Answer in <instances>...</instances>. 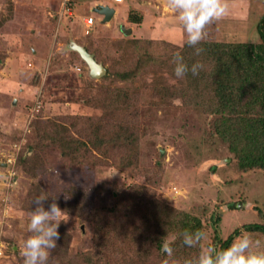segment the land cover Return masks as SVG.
I'll list each match as a JSON object with an SVG mask.
<instances>
[{
  "label": "rangeland",
  "instance_id": "1",
  "mask_svg": "<svg viewBox=\"0 0 264 264\" xmlns=\"http://www.w3.org/2000/svg\"><path fill=\"white\" fill-rule=\"evenodd\" d=\"M109 1L113 3V0H0V264H23L21 247L30 235L27 223L34 208L27 193L33 184H38L48 196L59 199L71 186L77 196L80 217L64 208L67 221L60 224L70 235L66 254L75 258L77 264H82L80 256L94 243V222L83 210L81 201L83 197L92 200L91 194L95 197L96 190L102 187L107 189L103 198L109 200L126 192L127 198L131 197L139 207L140 219L149 216L154 202L200 216L210 226L205 237L193 245L195 260L201 252L209 251L210 243L214 244L215 224L220 237L226 238L245 223L264 222V171L239 168L228 142L215 132L210 110L183 105L184 99L178 97L172 82L167 83L168 87L163 90L166 94L161 97L148 86L154 78L151 68L140 80L133 79L134 92L137 93V88L140 91L139 85L141 91L127 115L122 117L121 110L114 108L115 103L108 108L95 103L102 92L117 82L92 78L87 64L74 69V64L82 58L71 47L72 42L90 44L99 62L103 59L112 69L117 63L122 68L133 67L135 55L125 59L119 54L137 27L118 17L126 14L127 5L150 15L163 11L156 18L162 21L148 35L159 34L179 41L185 34L181 32L184 28L170 7V0H125L117 3L115 17L103 21V16L94 8ZM224 2L227 13L207 25L204 39L211 40L213 35L222 37L225 32L226 38L236 41L259 42L257 26L264 14V0ZM90 16L94 19L88 25L86 19ZM124 28H130L131 32H125ZM188 83L191 93L200 86L199 80L192 78ZM202 84L214 94V86L209 87L210 80ZM42 118L54 119L71 128L72 134L83 142L90 131L95 138L96 128H99L98 135L106 132L108 136L109 130L105 129L111 127L107 123L116 126L121 134L120 142L132 140L133 147L126 151L132 164H119L117 152L104 155L94 148L89 151L99 157L97 163H92L84 150L71 155L53 142V131L44 133L40 129L37 137L36 120ZM87 119L94 121L93 124ZM103 123L105 128L98 126ZM32 151L39 164L29 174L22 169L19 159L22 154L31 157ZM133 184L137 190L131 193ZM235 204L236 208H230ZM243 234L254 242L259 241L258 245L254 243V251L264 250L263 232L242 231L234 240ZM171 238L165 241L171 243ZM216 247L219 250V245ZM52 250L49 259L52 264H59L56 258H61L58 255L52 258Z\"/></svg>",
  "mask_w": 264,
  "mask_h": 264
},
{
  "label": "trees",
  "instance_id": "2",
  "mask_svg": "<svg viewBox=\"0 0 264 264\" xmlns=\"http://www.w3.org/2000/svg\"><path fill=\"white\" fill-rule=\"evenodd\" d=\"M120 3H125V0ZM127 8L126 14L118 17L135 24L137 27L133 29L134 36L124 42L119 54L122 53L124 58L135 55L137 59L133 67L125 66L122 68L119 62L120 64L117 63L114 69L101 59L107 69V73L101 78L103 80L108 79L112 83L116 81L117 85L102 92L98 102L95 100V103L103 105L104 108L115 103L114 108L121 110L120 117L122 114L127 115L126 112L135 103V96L141 91L139 85L140 91L137 88V93H135L131 81L136 78L140 80L142 74L148 73L149 68H151L154 71V78L152 85L148 86L163 97L166 94L163 90L168 87L167 83L172 82L178 97L184 99L183 105H194L200 109L208 108L213 114L215 132L223 141L228 142L229 151L237 159L239 168L242 170L256 168L264 171V14L257 26L260 35L259 42L255 43L245 39L236 41L232 36V39L226 38L227 33L223 32V38L219 35H213L211 40L203 39L198 45L202 51L197 55L194 47L186 43V32L182 29L181 32L185 34H183V39L179 41L159 34L148 35V31L156 29L159 25L160 21L156 18L163 13L162 10L150 15L131 5H127ZM84 46L90 53L94 54L97 61H100L90 44L85 42ZM177 52L183 56L184 61L189 65L199 61L204 65L203 69L196 75L189 72L183 78H177L173 71L175 66L173 57ZM81 63L86 64L83 59H81ZM85 67L87 68V66ZM87 72L88 70H86ZM137 74L139 77H136ZM191 78L200 82L199 88L192 93L187 85ZM206 80L211 81L209 86L211 89L214 86V94L210 93L211 90L204 88L202 82ZM187 93H191L187 96L190 98H186ZM86 121H89L90 124L94 122L91 119ZM99 121H104V119ZM36 122L39 124V126L35 125L37 137L40 129H43L44 133L48 130L53 131L51 135L53 142L55 141L60 149L69 151L68 153L71 155L84 150L89 153L87 157L91 159L92 163H97L99 157L92 152L90 154L89 151V149L93 150L94 148L104 155L111 151L117 152L119 164L125 166L132 164V160L126 152L129 151L130 147H133L131 145L132 140L120 142L121 134L116 131L117 128L114 125L107 123V126L111 127L105 129L109 130L107 131L108 136L106 132L98 135L99 128H96V136L92 138L94 133L90 131L88 138L84 139L86 142L84 143L80 137L72 134L71 128L56 122L54 119L42 118L37 119ZM99 125L106 127L105 123ZM81 131L78 133L80 134ZM119 131L123 132L122 130ZM30 155L32 156L24 157L22 154L19 159L20 166L27 173L33 171L39 164L37 155L35 153ZM130 189L131 193L135 192L137 185L133 184ZM106 190L105 187L99 188L98 191L96 190L99 198L98 195L94 197L92 193V200L90 197H83V201H81L84 203L83 210L89 213L94 222L93 247L80 256L82 264H112L113 262L115 264H164L165 259L168 260V264H184V261L188 259H191L195 264L196 260L192 256L193 246L183 243L182 233L185 229L193 232L200 230L205 233L210 226L205 220L185 209L180 210L173 206H165L161 202L152 203L153 207L149 216H143L140 219L137 212L139 207L131 200V197L128 196L129 199L127 198L126 192H121L117 197H113L110 190L109 193L113 199L109 200L102 196ZM44 192L38 184H33L27 194L33 200L35 196ZM62 195L64 200H62V196L61 199L58 198L60 207L76 212L77 217H80L77 212L78 198L71 191V186L63 191ZM51 197L49 196L48 202H50ZM92 201H96L98 204ZM45 205L47 206V202ZM236 207L235 204L231 205L230 208ZM218 219L219 217L216 221ZM214 231L212 240L214 245H219V250H221L227 248L242 231H261L264 233V222L245 223L235 228L226 238L220 237L216 224ZM59 232L61 236L57 242V247L52 250L53 255L51 257L58 255L61 258H56L59 264H72L73 262L77 264L75 258H69L66 254L70 239L69 233L63 226L60 227ZM169 237H172L170 244L173 248V254L171 257H168L163 251L165 239ZM51 262L52 259H49L48 264H52Z\"/></svg>",
  "mask_w": 264,
  "mask_h": 264
},
{
  "label": "clouds",
  "instance_id": "3",
  "mask_svg": "<svg viewBox=\"0 0 264 264\" xmlns=\"http://www.w3.org/2000/svg\"><path fill=\"white\" fill-rule=\"evenodd\" d=\"M170 7L177 13V18L187 34L186 43L194 47L197 55L202 51L198 45L207 34V25L228 11L224 0H170ZM173 59L175 64L173 71L177 78H183L189 72L196 75L204 67L199 61L189 65L179 52L174 54ZM48 201L49 196L45 193L33 199L34 208L27 223V232L30 235L26 237L21 247L23 264H48L50 251L57 247L61 236L60 224L67 219L57 196L51 197L50 202ZM182 236L185 245L193 246L205 237V233L185 229ZM254 243L258 245L259 241L254 242L247 234L241 235L227 248L221 250H217L216 245L210 243L209 251L201 252L195 264H264V250L254 251ZM163 251L171 257L173 254L171 244L165 242ZM164 264H168L167 259ZM184 264H193V261L188 259Z\"/></svg>",
  "mask_w": 264,
  "mask_h": 264
},
{
  "label": "water",
  "instance_id": "4",
  "mask_svg": "<svg viewBox=\"0 0 264 264\" xmlns=\"http://www.w3.org/2000/svg\"><path fill=\"white\" fill-rule=\"evenodd\" d=\"M94 10L103 15V21H109L115 14V8L109 4L95 7ZM125 29V28H124ZM125 32H131V29H125ZM71 47L78 51L81 58L86 62L89 73L92 78H101L107 73V69L102 62L97 61L93 53H90L85 46L72 42Z\"/></svg>",
  "mask_w": 264,
  "mask_h": 264
},
{
  "label": "crops",
  "instance_id": "5",
  "mask_svg": "<svg viewBox=\"0 0 264 264\" xmlns=\"http://www.w3.org/2000/svg\"><path fill=\"white\" fill-rule=\"evenodd\" d=\"M113 2H114V1H113ZM118 4H119V3H118ZM118 4H117V2H115V4H113L112 2L109 1V5H110V6H113V7L115 8V10H116L114 16L117 15V12H118ZM100 15H101V14H100ZM169 15H172V14H169ZM101 16H103V15H101ZM167 16H168V15H167ZM167 20H169V19L167 18ZM167 20H166V21H167ZM161 21H162V20H161ZM161 21H160V22H161ZM170 21H171V20H169L168 22L170 23ZM165 23H166V22H165ZM169 23H168V24H169ZM163 25H164V23L162 24V26H163ZM35 50L37 51V49H35ZM33 53H35V52H33ZM47 60L49 61L48 58H47ZM82 64H83V63H81V62H77V63H75V64H74V69H76L77 67L83 68L84 65H82ZM35 65H36V64H35ZM37 66H38V65H37ZM89 75H90V73H89Z\"/></svg>",
  "mask_w": 264,
  "mask_h": 264
},
{
  "label": "built area",
  "instance_id": "6",
  "mask_svg": "<svg viewBox=\"0 0 264 264\" xmlns=\"http://www.w3.org/2000/svg\"><path fill=\"white\" fill-rule=\"evenodd\" d=\"M123 0H114V2H117V3H120V2H122ZM68 10H70L71 11V7H69L68 8ZM93 17L92 16H90L89 18H87L86 19V23L88 24V25H91L92 23H93ZM77 69H81L80 67H77Z\"/></svg>",
  "mask_w": 264,
  "mask_h": 264
}]
</instances>
